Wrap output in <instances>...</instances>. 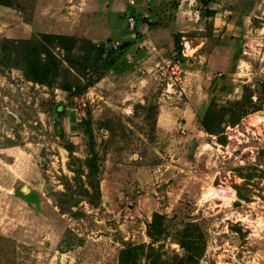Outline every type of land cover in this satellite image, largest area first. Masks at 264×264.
I'll return each mask as SVG.
<instances>
[{"label": "rangeland", "instance_id": "374dc122", "mask_svg": "<svg viewBox=\"0 0 264 264\" xmlns=\"http://www.w3.org/2000/svg\"><path fill=\"white\" fill-rule=\"evenodd\" d=\"M16 1L34 23L38 0ZM77 1L60 0L54 8L59 21L43 19L48 24L37 26L32 38L71 36L116 49L133 44L101 86L73 99L60 89L75 84L67 65L54 88L29 81L12 65L0 71V264H119L125 245L152 244L147 232L155 213L167 216V237L155 245L163 246L165 258L184 255L178 233L194 222L206 247L198 264H264V124H250L252 115L264 114L263 30L248 35L247 47L227 44L214 21L201 15L210 8L205 0L191 6L183 0H90L97 3L92 13ZM124 12L136 15L135 30ZM13 25L0 16V45ZM255 28L263 29L264 20ZM215 44L222 53L214 56ZM206 53L213 56L203 59ZM95 86L104 100L90 101ZM60 105L64 115L56 110ZM84 113L103 159L102 201L97 209L82 203L81 215L73 217L61 214L55 197L64 190L63 177L72 180L78 168L65 143L73 145L75 158L89 156ZM212 187H230L234 200L208 197ZM144 252L142 264L148 247Z\"/></svg>", "mask_w": 264, "mask_h": 264}, {"label": "trees", "instance_id": "16d2710c", "mask_svg": "<svg viewBox=\"0 0 264 264\" xmlns=\"http://www.w3.org/2000/svg\"><path fill=\"white\" fill-rule=\"evenodd\" d=\"M16 3V0H0L1 7L13 8ZM201 15L202 17H214L216 12L207 9L201 11ZM53 39L59 40L57 45L53 43ZM176 42L180 43L179 37ZM50 44L53 45V48ZM132 44L133 41H126L121 48L116 49L109 47V43L97 44L91 40H86V38L81 40L76 37L55 36L53 34H42L34 39L4 38L0 45V71L12 65L15 69L22 70L29 81L46 84L54 88L61 68L67 65L66 74L73 76L75 84L65 83L60 89L69 92L73 99L75 94H84L89 87L99 83L104 74L116 67L119 59L124 56ZM54 48L58 50L60 48L63 53L57 55ZM77 49L82 54H75L74 51ZM93 74H99V76L92 79ZM83 78L86 80L84 84L81 83ZM56 110L59 114L64 115L66 108L60 105L57 106ZM83 121L86 125L85 133L89 140V156L85 160L75 158L73 145L65 143L64 148L69 152L70 158L78 164V168L72 171L75 175L72 180L63 177L64 190L56 193L55 197L56 207L61 214H70L73 217L81 215L79 210L82 203H87L91 208L97 209L102 201L100 174L103 159L96 150L97 143L94 139L95 135L91 122L87 118ZM54 124L58 135L63 138L64 132L61 129L60 121L54 119ZM204 124L206 131L217 134L218 131H211L207 124ZM104 126L107 131L114 133L115 128L113 126L110 124H104ZM166 219V215L155 213L152 222L148 225L147 232L152 244L148 246L145 244L125 245L119 254V264H142L139 261L140 255L145 253L144 250L147 247L149 252L146 256L147 262L144 264H198L206 247L202 239L203 236L198 235L201 233V229L197 223L187 222L178 233V244L184 255L177 254L173 258H169V256L165 258V254L160 250L163 246L156 248L155 245L161 241L160 239L167 237Z\"/></svg>", "mask_w": 264, "mask_h": 264}, {"label": "crops", "instance_id": "0c3cea01", "mask_svg": "<svg viewBox=\"0 0 264 264\" xmlns=\"http://www.w3.org/2000/svg\"><path fill=\"white\" fill-rule=\"evenodd\" d=\"M89 1L90 0H79L76 2V4L78 3L80 4L81 2L84 3L83 5H85V7L82 11L85 13H92L93 3H96V2L92 1V4H91V2L89 3ZM108 1H111V0H108ZM183 1H189L190 6L193 4V2H197V0H183ZM219 1L220 0H205L204 3L207 6H210L209 8L210 10H214L216 12V15L210 18L215 23L214 31L215 32L220 31L218 32L219 34L218 36L219 37L221 36V38L223 37V39H226L224 42H226L227 44L235 43L234 45L237 44L238 46L241 45V47L242 46L247 47L251 45L249 41H252V39L248 36L250 33L255 35L257 32L259 34V32H261L262 30H263L262 32H264V28L261 29L260 31L259 29L255 28V23H258V21L260 20H264V0H224L226 3L224 8L217 7L219 4ZM61 4L62 2H60V0H38L36 7H35L36 11L33 13V15L35 14L36 16L34 23H31V21H27L25 19L24 17L25 9L22 4L16 3V5L13 8L0 6V16L8 17L10 20L14 22V25L10 27L9 30H6L8 31V34H6V37L10 39H30L32 38L36 29L40 30L39 28H37V26L45 27L46 24H48V23L43 24L44 23L43 19H48L47 17H56V18L60 17L59 15H57L58 14L57 10H59V8L55 10L54 8H57ZM107 5H109V3H107ZM116 7L119 9V6H116ZM195 7H197V5H195ZM115 9L116 8L114 7V10ZM79 14L82 15L83 13H78L77 15ZM124 14H125L124 17L127 18L129 12H124ZM20 15L22 17H20ZM254 19H256L257 21H255ZM57 21H59V18L56 19V22ZM60 25L62 26L63 24L60 23ZM69 26L64 25L65 28L66 27L69 28ZM76 28H77V25H75V29ZM69 29L70 31H74V28L71 29L70 27ZM129 31H130V28H129ZM9 33H12V35ZM243 38H246V41L242 45ZM128 41L131 42V40H128ZM207 43L208 41H203L199 44L201 45L199 49L197 50L199 54H200V50H202L207 45ZM217 46L219 45H216V44L214 45V53H213L214 56H215L216 51L222 53L221 52L222 49ZM161 48L162 50L167 49V47H161ZM205 55L206 56H201V57L203 59L204 58L208 59L209 57L213 56V55L208 56L207 53ZM97 85L101 86V83Z\"/></svg>", "mask_w": 264, "mask_h": 264}, {"label": "built area", "instance_id": "2783aa9c", "mask_svg": "<svg viewBox=\"0 0 264 264\" xmlns=\"http://www.w3.org/2000/svg\"><path fill=\"white\" fill-rule=\"evenodd\" d=\"M147 1H150V0H143L144 5H147ZM130 4H131V5H135V3L133 2V0L130 1ZM225 5H226L225 1H224V0H220V2H219V4H218L217 7H218V8H224ZM141 13L143 14L144 12L142 11V12H140L139 14H141ZM128 17H129V23H130V26H131L132 31H133V30H135V28H136V26H137V18H136V15H134V14H129ZM128 17H127V18H128ZM143 22H145V24L149 25L150 22H151V20H148V17H147V16H144V18H143ZM129 28H130V27H129ZM144 28H145V27H144ZM148 30H149V26H148L147 29H145V30L142 31L143 35H145V34L148 32ZM143 35H142V36H143ZM98 99H99V100H104V92H103L101 89L96 88V86H95V87H94V90L92 91V97H90V101L95 102V101L98 100ZM73 101H74V100H73ZM75 101L77 102V101H78V98H76ZM90 101H87L86 103H84V104H83V108H87V107H88V103H89ZM90 104H91V103H90ZM72 111L75 112L77 116H80V114H78V113H79L78 107H74ZM83 115H84V116L81 118V120L87 118V116H85V113H84Z\"/></svg>", "mask_w": 264, "mask_h": 264}, {"label": "bare ground", "instance_id": "6f19581e", "mask_svg": "<svg viewBox=\"0 0 264 264\" xmlns=\"http://www.w3.org/2000/svg\"><path fill=\"white\" fill-rule=\"evenodd\" d=\"M187 47L189 48V51H192V48L189 44H187ZM250 124L252 125V127L260 128V125L264 124V114L252 115L250 117ZM237 137L234 136L232 137V139H236ZM206 195L208 197H212L213 199H219L221 201H233V198L235 197V191L230 187H212L208 190Z\"/></svg>", "mask_w": 264, "mask_h": 264}]
</instances>
